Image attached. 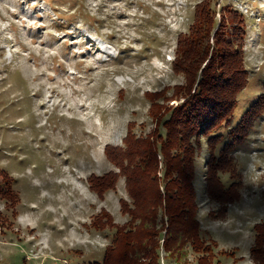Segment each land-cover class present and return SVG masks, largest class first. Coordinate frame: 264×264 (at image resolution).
<instances>
[{
	"label": "rangeland",
	"instance_id": "1",
	"mask_svg": "<svg viewBox=\"0 0 264 264\" xmlns=\"http://www.w3.org/2000/svg\"><path fill=\"white\" fill-rule=\"evenodd\" d=\"M201 1L0 0V188H10L0 191V264L101 262L131 218L121 199L133 203L122 175L102 195L90 187L91 175L119 171L106 146L170 132L165 123L201 74L182 69L192 56L184 42L196 40L203 67L228 39L243 46L247 81L217 131L226 134L260 99L253 127L230 150L234 171L222 172L226 187L237 181L238 198L222 202L203 188L208 135L193 138L187 155L216 264H255L254 226L264 222V0H209L195 17ZM158 222L167 227L163 210ZM187 249L180 262L160 247L161 264H198L202 252Z\"/></svg>",
	"mask_w": 264,
	"mask_h": 264
},
{
	"label": "trees",
	"instance_id": "2",
	"mask_svg": "<svg viewBox=\"0 0 264 264\" xmlns=\"http://www.w3.org/2000/svg\"><path fill=\"white\" fill-rule=\"evenodd\" d=\"M208 1L203 0L197 4L195 17L200 16L202 5L209 6ZM230 11L233 12L232 9ZM196 43V40H186L183 51L182 40L177 44L178 52L186 53L187 58L188 53H192L190 59L183 63L182 69L192 77L201 68V74L194 93L191 92V85L185 88V99L174 108L176 114L165 123L169 125L170 132L160 134L155 130L152 136L149 134L136 141L128 136L125 138V149L106 146L107 157L119 171L89 177L90 187L102 195L107 188L116 187L119 177L124 176L127 191L133 200L129 204L121 199L123 211L131 218L107 246L103 260L96 264H161L162 246L170 258L175 256L181 262L180 258L185 252L187 254L189 245L194 251L202 252L197 258L198 264H216V255L211 244H206L202 237L198 220V191L192 183L196 168L187 154L195 150V145L191 144L193 138L199 144L201 138L208 135L210 155L203 163L206 179L203 188L210 196L222 202H231L238 198L237 181H231L226 187L222 172L234 171V168L227 166L232 161L230 150L242 144L243 138L253 127L255 116L260 113V99L252 103L240 122L231 126L226 134L218 132L217 128L233 114L238 93L246 85L247 74L241 56L243 46L236 48L237 44L229 39L228 42L219 40L218 58H210L201 67L200 64L206 57L201 55L202 50ZM189 65L196 66L191 75ZM138 143L140 151L137 150ZM184 145L186 147H183L182 155ZM173 146L179 148L178 154L171 151ZM159 153L162 154L166 166L163 176L169 179L164 183L165 191L160 190L158 184ZM138 158L140 160L137 162ZM7 190L5 192L0 188L3 194L8 195L10 188ZM161 210L167 216V227H159L158 213ZM254 229L255 242L250 250L255 264H264V222L257 223ZM162 230L165 231L164 236Z\"/></svg>",
	"mask_w": 264,
	"mask_h": 264
}]
</instances>
